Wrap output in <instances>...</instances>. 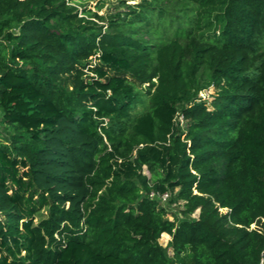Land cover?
I'll return each instance as SVG.
<instances>
[{
  "label": "trees",
  "instance_id": "1",
  "mask_svg": "<svg viewBox=\"0 0 264 264\" xmlns=\"http://www.w3.org/2000/svg\"><path fill=\"white\" fill-rule=\"evenodd\" d=\"M120 4L0 0V264H264V0Z\"/></svg>",
  "mask_w": 264,
  "mask_h": 264
},
{
  "label": "rangeland",
  "instance_id": "2",
  "mask_svg": "<svg viewBox=\"0 0 264 264\" xmlns=\"http://www.w3.org/2000/svg\"><path fill=\"white\" fill-rule=\"evenodd\" d=\"M72 3L79 5L80 7L84 8L87 7L88 9H91L92 12L98 13L99 15H109L111 13H114L116 11H119L121 9H124V6H121L120 0H71ZM129 3H138L141 0H127ZM145 108V104H139L138 109L142 110ZM144 172L151 177L150 171L147 169V167L144 168ZM163 206L167 207L169 213L168 218L173 219L176 218L178 211V207L174 205H169L168 202H163ZM178 215H180L178 213ZM196 215H198V212H196ZM255 224L252 225L254 227ZM171 238V236L165 239V237L162 235L160 238V243L164 246H166L168 240Z\"/></svg>",
  "mask_w": 264,
  "mask_h": 264
},
{
  "label": "built area",
  "instance_id": "3",
  "mask_svg": "<svg viewBox=\"0 0 264 264\" xmlns=\"http://www.w3.org/2000/svg\"><path fill=\"white\" fill-rule=\"evenodd\" d=\"M73 4H74V3H73ZM75 5H76V4H75ZM76 6H77L78 9H79L80 16H83L84 14H83L82 7H80L79 5H76ZM214 91H215L214 87L211 86V87H209V89L202 90V91L200 92V97H201L202 99L207 100V101H211V99H212V94L214 93ZM176 119L179 121L180 125H181L183 128L186 127L185 118H184V115H183L182 113L178 112L177 115H176ZM150 196H151V197H156V196L159 197L160 200H161V202L163 203V202H167V201H168V199H169V197H170V193H169L168 191L163 192V193H159V192H156V191L152 190V191L150 192ZM196 212L199 213V210H197ZM196 212L193 214V216H197V215H196Z\"/></svg>",
  "mask_w": 264,
  "mask_h": 264
},
{
  "label": "bare ground",
  "instance_id": "4",
  "mask_svg": "<svg viewBox=\"0 0 264 264\" xmlns=\"http://www.w3.org/2000/svg\"><path fill=\"white\" fill-rule=\"evenodd\" d=\"M163 236L165 237V239L168 238V235L167 234H163Z\"/></svg>",
  "mask_w": 264,
  "mask_h": 264
},
{
  "label": "crops",
  "instance_id": "5",
  "mask_svg": "<svg viewBox=\"0 0 264 264\" xmlns=\"http://www.w3.org/2000/svg\"><path fill=\"white\" fill-rule=\"evenodd\" d=\"M167 234V233H166ZM169 237H170V235L169 234H167Z\"/></svg>",
  "mask_w": 264,
  "mask_h": 264
}]
</instances>
